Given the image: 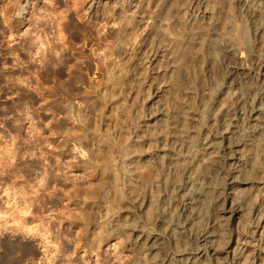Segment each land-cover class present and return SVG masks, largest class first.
Masks as SVG:
<instances>
[{
  "label": "rangeland",
  "instance_id": "obj_1",
  "mask_svg": "<svg viewBox=\"0 0 264 264\" xmlns=\"http://www.w3.org/2000/svg\"><path fill=\"white\" fill-rule=\"evenodd\" d=\"M212 1L214 32L229 35L232 0ZM212 1L0 0V264H264V138L244 148L250 169L237 171L232 148L204 169L196 214L147 201L158 104L179 125L189 82L209 106L243 101L242 149L262 102L264 0L229 35L235 75L211 49L192 53Z\"/></svg>",
  "mask_w": 264,
  "mask_h": 264
},
{
  "label": "bare ground",
  "instance_id": "obj_2",
  "mask_svg": "<svg viewBox=\"0 0 264 264\" xmlns=\"http://www.w3.org/2000/svg\"><path fill=\"white\" fill-rule=\"evenodd\" d=\"M213 2L214 1H212L211 3L207 2V6L205 2L204 4L205 8L203 11H201L202 17L200 24L202 23V26L199 27L201 29L200 31L203 33H200L198 35L200 36V38L198 39L199 41L198 40L196 41V46H195L196 52H192V53H195L196 58L198 59L200 55L201 58H203V56L206 53L208 55H211V52L209 51L212 50V54L221 57L220 61L224 62L228 57L229 58L233 57L234 59V57H236V52H237V46L231 41L229 35L231 36V33H233L232 31H236L238 22L242 21L245 26H248L249 23H253L254 20L257 19L258 16L256 15L257 12L260 9H262L263 2L262 0H257V2L254 5L252 3L253 0H232L230 6L232 15H230L231 22L229 23V28H230L229 31H231V33L229 35H225V34L220 35L214 32L216 30L215 28L216 24L214 18L215 15H217L216 9L218 8L216 7L217 2L215 4ZM251 3L253 4V6H251L252 5ZM180 9H183V6H180ZM248 15L251 17V22L248 19L249 17ZM252 25L250 24L249 27ZM191 38L193 40V36ZM226 61L225 63H228L227 67L229 68V69L227 68L228 69L227 71H229V73L233 75L238 71L239 67L236 64H233L232 60H231L232 63H230V61L229 62ZM171 70L172 69H170V71ZM198 72L200 73V71ZM227 85H225V87ZM168 87L172 88V81H168L165 84L160 85V88L163 89ZM206 91L207 88L204 89V86L203 87L199 86L197 90L194 85V82L193 83L189 82V85L183 88V92H182L183 95L180 97L181 99L179 100L181 105L179 107L183 108L182 109L183 112L181 113L182 121L181 124L179 125L173 122V116L175 115L173 110L162 108L159 106V104H158V109L153 114L155 118L159 117L161 119V122L163 121L162 123H164L163 124L164 127H163V131L160 132L157 139L158 146L155 147L153 151L151 150L152 151L151 155L154 157L157 166L158 164L160 165L159 166L160 172L156 175L157 176L156 183L158 188L156 189L157 192L156 194L149 196L150 198H148L149 200H147L148 203L151 205H155V206L167 205L168 202H170V203H175L178 208H182L183 210L189 209V211L192 212V214L193 213L196 214V212L198 211L200 201H202L204 197L208 196V194L211 193L210 190L212 184L208 182L209 179L208 181L206 180V176H205L206 174L204 175V169L206 170L207 168L215 169L216 165L220 164L221 158L223 157L226 148H232L235 151L234 155L237 165L236 167L237 171L246 168L250 169L249 167H251L253 164V159L256 155L250 152H246L244 148H246L247 145H250L249 147L252 148L251 150L255 151L256 153V151H258L260 142L263 141L264 88L261 92L262 102L253 111L251 123L247 128V131L245 132L242 149H240L237 143L233 142V140L237 136V133L239 132L240 128L242 127L241 121H242V117L244 116V110H243L244 102L238 100L237 104L235 103L233 106H225L221 108H217V106L214 105L209 106L205 102L206 97L204 94ZM205 113H206V120H203L202 119L203 114ZM261 152L262 153L260 154L259 157H261L260 159L261 163H264V150ZM177 174L181 177V180L178 181H176L177 179L174 180V177L177 176ZM169 195L174 196V198L173 199L170 198L171 200H169L168 199L170 197ZM189 211L187 210V212ZM154 244L152 243L151 245ZM153 249H154L153 246H150L146 250V252L152 253Z\"/></svg>",
  "mask_w": 264,
  "mask_h": 264
}]
</instances>
